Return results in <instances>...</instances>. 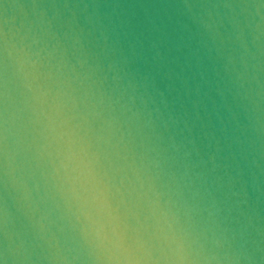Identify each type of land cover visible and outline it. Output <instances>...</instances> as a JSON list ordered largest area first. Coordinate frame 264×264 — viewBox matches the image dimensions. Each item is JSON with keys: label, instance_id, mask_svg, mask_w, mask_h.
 Returning <instances> with one entry per match:
<instances>
[{"label": "water", "instance_id": "water-1", "mask_svg": "<svg viewBox=\"0 0 264 264\" xmlns=\"http://www.w3.org/2000/svg\"><path fill=\"white\" fill-rule=\"evenodd\" d=\"M0 264H264V0H0Z\"/></svg>", "mask_w": 264, "mask_h": 264}]
</instances>
